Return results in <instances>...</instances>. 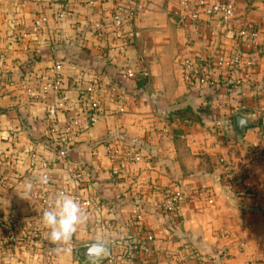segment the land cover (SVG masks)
Wrapping results in <instances>:
<instances>
[{
  "label": "crops",
  "instance_id": "1",
  "mask_svg": "<svg viewBox=\"0 0 264 264\" xmlns=\"http://www.w3.org/2000/svg\"><path fill=\"white\" fill-rule=\"evenodd\" d=\"M193 1L0 0V155H19L15 176L0 169L5 180L0 183V264H84L79 251L101 239L109 252L94 264H105L109 256L117 264H264V160L255 163L249 155L250 147L264 150V99L244 90L233 95L231 105L243 103L247 110L199 113L209 92L191 89L178 63L190 29L180 23L183 5ZM220 1L234 3L239 18L264 33V0ZM118 6L136 13L124 55L111 37L102 41L94 30ZM43 11L49 25L37 31L34 21ZM205 35L196 38L197 48L233 49L219 27ZM55 64L63 66L61 92L70 97L61 122L89 113L84 91L91 84L100 88L104 109L99 122L70 146L67 163L54 166L50 197H55V187L67 186L71 196L92 201L87 219L66 244L58 245L59 251L40 219L44 192L29 199L39 191L31 155L54 161L57 154L46 125L53 95L33 101L21 90L26 81L42 91L56 77ZM127 65L149 76L138 84L126 77ZM258 73L262 79L264 61ZM16 96H21L19 103ZM221 97L228 98L224 89ZM119 99L126 104L125 113L118 111ZM189 108L199 113L198 120L175 115ZM257 108L261 116H249ZM239 113L258 119L259 125L239 134ZM112 147H127L135 156L121 179L113 177ZM224 164L233 169L231 183L221 180ZM72 174L82 177L80 191ZM172 184L187 193L174 219L160 212L161 195ZM201 187L208 188L213 204L197 199ZM137 208L145 216L141 224ZM35 227L39 238L31 243ZM14 229L19 236L11 241ZM146 233L156 240L153 257L129 260V244Z\"/></svg>",
  "mask_w": 264,
  "mask_h": 264
},
{
  "label": "built area",
  "instance_id": "2",
  "mask_svg": "<svg viewBox=\"0 0 264 264\" xmlns=\"http://www.w3.org/2000/svg\"><path fill=\"white\" fill-rule=\"evenodd\" d=\"M185 12L182 14L180 23L188 29L186 43L181 48L178 63L181 68L183 79L191 89L209 92L205 98L202 107L210 109L214 113H220L228 110L232 113L245 111L248 107L241 103L238 106L231 105V99L235 94H241L244 90H249L253 98L256 100L264 99V76L259 77L258 69L261 61H264V33L259 27L251 22H247L239 18L237 15V7L229 1H210V0H194L193 2L184 3ZM136 20L135 11L125 10L121 6L114 11L110 20L99 22L94 25V30L98 39L104 41L111 37L117 44V52L119 55L126 53L130 38L131 27ZM264 25V19L262 20ZM216 26L214 27V25ZM49 25V17L46 12L37 15L34 21V27L37 31L46 29ZM214 27V28H213ZM219 27L224 30L228 38L233 42V49L230 52L220 50H212L214 45H204L201 48L196 47V38L209 37L213 35L215 29ZM205 29L204 33L203 30ZM263 36V39H262ZM208 42V41H207ZM213 48V49H212ZM63 66L55 64L54 71L56 77L48 82V86L41 90L28 85L26 81L21 83L22 92L33 101H38L42 94L52 93L53 103L51 104L50 116L46 119V125L49 133L55 139V145L58 148L54 161L39 158L35 155L30 157V170L37 174L34 180V187L38 188V193L29 195L30 200H37L40 191L41 195V213L51 204L54 198L48 194L54 190L53 188V171L57 162L67 163L70 146L83 133L84 130L93 128L101 119L104 113L103 104L100 99V88L91 84L85 91V101L89 109V113L84 117H78L66 122H61L60 116L67 111L70 97L68 94L61 92V71ZM123 71L129 79L136 83L147 79L149 76L146 70L138 73L133 66H125ZM74 88L77 90V85ZM225 90L228 98H222L221 92ZM21 97V96H20ZM20 97L16 96L17 103ZM119 113L126 112V104L123 99H119ZM259 108L251 109V117L261 116ZM249 155L255 163H261L264 160V150L261 148L250 147ZM109 157L116 164L113 170L115 179L123 178L128 167L135 160L134 154L127 147H112L108 151ZM246 158V157H245ZM19 164V155L16 153H8L0 155V169L5 167L12 176L17 174L16 167ZM221 180L225 183H231L233 180V169L224 164ZM42 175L48 177L47 184H40L38 178ZM4 175L0 171V183H3ZM72 180L81 190L82 177L80 174H72ZM57 192H65L69 195L67 186L55 187V195ZM197 199L213 204V197L206 187H201L196 191ZM85 213L91 207V199L80 198L74 195ZM187 200V193L182 190L178 184H172L161 195L160 212L168 218H176L178 211ZM135 218L137 223L141 224L145 220V216L140 209H136ZM12 224V225H11ZM14 217L10 220V225L14 226ZM14 228V227H11ZM31 243L39 238V231L35 227L31 230ZM18 233L15 231L11 234V241H16ZM155 237L146 233L142 239L132 240L130 245L129 260L137 257L150 259L154 255ZM139 246V247H138ZM72 250H75L72 248ZM132 253V254H131ZM133 255L132 257H130ZM105 264H117L115 256L106 258Z\"/></svg>",
  "mask_w": 264,
  "mask_h": 264
},
{
  "label": "clouds",
  "instance_id": "3",
  "mask_svg": "<svg viewBox=\"0 0 264 264\" xmlns=\"http://www.w3.org/2000/svg\"><path fill=\"white\" fill-rule=\"evenodd\" d=\"M38 182L47 184L48 177L42 175L38 178ZM27 187L31 188L32 184L28 183ZM40 219L48 230L49 241L57 246L54 251H59L58 245L66 244L72 238L87 219V214L73 196L65 192H57L51 204L42 211ZM86 250V255L90 258L89 264L93 260H101L109 252L107 243L103 239L90 244Z\"/></svg>",
  "mask_w": 264,
  "mask_h": 264
},
{
  "label": "water",
  "instance_id": "4",
  "mask_svg": "<svg viewBox=\"0 0 264 264\" xmlns=\"http://www.w3.org/2000/svg\"><path fill=\"white\" fill-rule=\"evenodd\" d=\"M235 118H236V130L239 134H243L246 132L247 129L252 128V127H257L259 125L258 119L247 117L244 114L239 113L236 115ZM86 251H87L86 249H83L79 251L78 254L82 259H84V264H89L90 258L86 255ZM104 259L105 257L99 261L93 260L91 264L101 262Z\"/></svg>",
  "mask_w": 264,
  "mask_h": 264
},
{
  "label": "trees",
  "instance_id": "5",
  "mask_svg": "<svg viewBox=\"0 0 264 264\" xmlns=\"http://www.w3.org/2000/svg\"><path fill=\"white\" fill-rule=\"evenodd\" d=\"M144 80H142L141 82H143ZM141 82H138V84H140ZM199 113H202L204 115H209L211 116L212 115V110L210 109H205V108H201L200 109V112ZM199 113H196L195 111L191 110L190 108L189 109H186V110H183V111H179V112H176V116L179 117V118H182V119H194V120H198V116H199ZM56 150H58L59 147L55 146ZM139 247V246H138Z\"/></svg>",
  "mask_w": 264,
  "mask_h": 264
}]
</instances>
